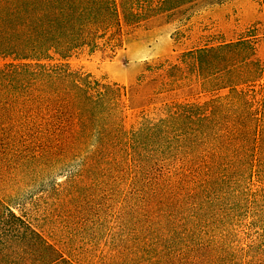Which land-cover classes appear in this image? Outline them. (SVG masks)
<instances>
[{"label":"trees","instance_id":"16d2710c","mask_svg":"<svg viewBox=\"0 0 264 264\" xmlns=\"http://www.w3.org/2000/svg\"><path fill=\"white\" fill-rule=\"evenodd\" d=\"M199 1L0 0V123L46 156L92 149L86 167L121 175L128 211L112 258L122 264H264L262 37L157 59L147 69L155 94L188 98L129 130L126 89L70 64L84 54L114 59L128 37ZM135 209L140 224L128 220ZM244 227L258 234L245 247ZM0 264L75 263L0 198Z\"/></svg>","mask_w":264,"mask_h":264},{"label":"rangeland","instance_id":"374dc122","mask_svg":"<svg viewBox=\"0 0 264 264\" xmlns=\"http://www.w3.org/2000/svg\"><path fill=\"white\" fill-rule=\"evenodd\" d=\"M177 28L179 40L173 35ZM252 34L264 43V0H201L175 18H160L128 37L114 59L84 54L70 64L101 85L126 89L123 124L129 130L143 116L157 119L165 115L167 103L188 98L184 96L189 92L155 94L158 81L147 69L157 59L175 60L189 49ZM42 147L14 126L0 123V198L75 264H122L112 258V243L117 218L128 211L125 180L101 166L86 167L92 149L46 156ZM127 217L134 224L143 222L140 209ZM257 236L256 230L244 227L241 244L245 247Z\"/></svg>","mask_w":264,"mask_h":264}]
</instances>
